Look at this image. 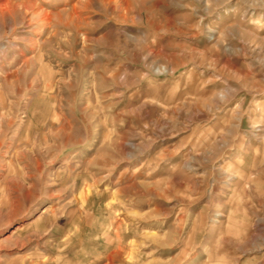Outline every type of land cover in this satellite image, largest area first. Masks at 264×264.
<instances>
[{"label":"rangeland","instance_id":"374dc122","mask_svg":"<svg viewBox=\"0 0 264 264\" xmlns=\"http://www.w3.org/2000/svg\"><path fill=\"white\" fill-rule=\"evenodd\" d=\"M0 264H264V0H0Z\"/></svg>","mask_w":264,"mask_h":264},{"label":"bare ground","instance_id":"6f19581e","mask_svg":"<svg viewBox=\"0 0 264 264\" xmlns=\"http://www.w3.org/2000/svg\"><path fill=\"white\" fill-rule=\"evenodd\" d=\"M6 4V3H5ZM18 228V227H17Z\"/></svg>","mask_w":264,"mask_h":264}]
</instances>
